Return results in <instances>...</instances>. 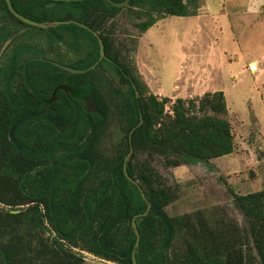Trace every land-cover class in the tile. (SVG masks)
<instances>
[{
	"label": "trees",
	"instance_id": "obj_1",
	"mask_svg": "<svg viewBox=\"0 0 264 264\" xmlns=\"http://www.w3.org/2000/svg\"><path fill=\"white\" fill-rule=\"evenodd\" d=\"M159 1L165 9L145 26L144 32L165 16L197 15V9L190 12L182 1L178 4L171 3L172 0ZM10 3L19 15L48 28L25 24L12 14L7 1L2 0L0 12L16 25L45 32L63 43L69 38L80 46L75 48L77 52H86V56L66 65L85 71L81 74L64 71L53 64L65 66L62 62L37 54L22 60L23 48L13 50L7 65L0 67V141L9 138L0 158V192L12 190L18 205L31 204L33 198H44L50 223L61 239L71 241L75 238L73 231H68V215L82 216L87 221L83 231L98 227L100 250L124 263L134 264L135 257L136 264H208L196 251L201 241L195 235L191 242L196 243V248L192 252L189 249L186 259H169L176 235L175 225L149 191L150 181L135 174L134 162L141 155L149 161L161 156L170 165H210L212 159L233 153L232 128L218 116L227 111L224 93L218 91L191 100L178 98L173 103L172 113H166V104L171 100L154 95L145 97L140 82L127 64L113 55L107 45L104 47L106 58L101 59L98 39L82 27L86 25L98 32L87 24L91 16L114 15L124 7L117 8L106 0L70 3L10 0ZM57 21L77 23L58 25ZM59 29L66 30L67 34L58 33ZM6 40L7 37L0 34V45ZM103 63L110 65L126 86L123 108L131 141L128 140L127 154L114 164L102 162L95 156L79 155L82 148L77 143L81 139L89 140L107 120L105 111L88 113L85 106L90 97L97 109L100 107L87 76L92 66ZM20 78L21 83L15 86ZM75 92L81 95L76 96ZM32 100L35 101L34 110ZM36 129L43 130L47 140L39 148L34 145ZM85 129L88 130L86 134ZM57 153H63L64 157L56 160ZM42 165L37 175H41L44 182L33 188L37 175L29 172ZM124 168L138 183L145 200L139 188L129 182ZM88 170H106L108 174L85 198L88 181L85 172ZM66 171L68 177L62 174ZM110 189L113 193H108ZM231 195L235 207L249 221L251 237L261 256L260 264H264V190L248 195L231 191ZM110 209L114 210L112 214L107 212ZM43 226L44 215L38 207L29 206L17 216L0 215L1 264H79L76 255L61 242H40V245L32 242V236ZM213 232L211 246L221 248L227 231Z\"/></svg>",
	"mask_w": 264,
	"mask_h": 264
},
{
	"label": "rangeland",
	"instance_id": "obj_2",
	"mask_svg": "<svg viewBox=\"0 0 264 264\" xmlns=\"http://www.w3.org/2000/svg\"><path fill=\"white\" fill-rule=\"evenodd\" d=\"M179 1L190 12L197 9L196 16L201 15L198 24L190 17L165 16L148 33L144 32L145 26L165 9L159 0H132L119 13L93 15L87 24L98 30L104 47L107 45L113 55L127 64L145 97L154 95L171 100L166 104V113H172L178 98L191 100L218 91L224 93L227 111L218 116L232 128L233 153L212 159L210 165H170L161 156L149 161L141 155L134 162L135 174L150 181L149 191L175 225L169 259H186L196 248V243L191 242L195 235L201 241L196 251L208 264H260L261 256L251 237L249 221L233 204L231 191L248 195L264 190V8L249 9L244 4L222 0L207 7L202 0L171 3ZM207 11L226 13L232 36L225 30L220 35L219 27L209 24ZM57 32L67 34L63 29ZM0 34L7 37L0 45V67L7 65L16 48L24 49L22 60L37 54L65 66L86 56V52H77L75 48L80 46L69 38L63 43L45 32L16 25L4 12H0ZM88 73L87 80L93 84L100 106L95 108L97 112L105 111L107 120L89 140L77 142L82 148L79 155L95 156L114 164L129 149V127L123 108L126 86L108 64H97ZM19 83L21 78L15 86ZM35 108L32 100V110ZM42 131L34 132V145L38 148L47 143ZM87 132L85 129L84 133ZM8 142L9 138L0 141V158ZM55 157L60 160L64 154L57 153ZM43 166L29 173L35 176ZM62 174L68 177V171ZM85 174L88 181L84 197L87 198L90 189L105 179L108 172L88 170ZM43 182V177L37 175L33 188ZM108 193H113V189ZM29 206L38 207L44 215V226L32 236L34 244L61 242L76 255L79 264H129L100 250L99 228L83 231L87 221L82 216L68 215V231H73L75 238L61 239L50 223L44 198L18 205L12 190L0 192V215H21ZM107 212L112 214L114 210ZM224 229L225 242L221 248L212 247L213 231ZM123 231L124 228L120 232Z\"/></svg>",
	"mask_w": 264,
	"mask_h": 264
},
{
	"label": "water",
	"instance_id": "obj_3",
	"mask_svg": "<svg viewBox=\"0 0 264 264\" xmlns=\"http://www.w3.org/2000/svg\"><path fill=\"white\" fill-rule=\"evenodd\" d=\"M7 1V4H8V7L10 9V11L12 12V14L18 18L19 20H21L22 22H24L25 24H28L30 26H35V27H42V28H48L47 25H44V24H39L35 21H32L30 19H27L21 15H19L18 13L15 12V10L13 9L11 3H10V0H6ZM52 1H56V2H66V3H70V2H81V1H86V0H52ZM108 1L109 3H111L113 6L117 7V8H123L125 6H127L130 2V0H125L124 2H114L113 0H106ZM71 23H77L76 21H57V24L58 25H69ZM82 27L86 30H88L89 32H91L97 39H98V42H99V47H100V58L103 59V58H106L105 56V53H104V43L102 42V40L100 39V37L98 36V34L92 30L90 27L86 26V25H82ZM55 66L57 67H60L61 69H63L64 71H67V72H70V73H84L85 71H82V70H75V69H72V68H69V67H66V66H62V65H59L58 63H53ZM94 66H92L90 69L94 68ZM85 106H86V110L88 113H93V112H97L96 108H95V104H94V101L93 99L91 98H87L86 101H85ZM54 112V111H52ZM130 141H131V134H130ZM132 152V151H131ZM125 169V175L126 177L128 178L129 182L136 185L139 190L141 191V193L143 194L141 188L138 186V183L132 178L129 176V174L126 172V168ZM143 198L144 200L146 199V197L144 196L143 194ZM150 209V206L148 207V211ZM147 211V213H148ZM147 213H145L144 215H146ZM134 228H135V224H133ZM139 239V237H138ZM133 263L136 264V261H135V257H133Z\"/></svg>",
	"mask_w": 264,
	"mask_h": 264
},
{
	"label": "crops",
	"instance_id": "obj_4",
	"mask_svg": "<svg viewBox=\"0 0 264 264\" xmlns=\"http://www.w3.org/2000/svg\"><path fill=\"white\" fill-rule=\"evenodd\" d=\"M202 1L204 2V4H206V7L210 3L220 2V0H202ZM222 1L238 2V3L244 4V6H246L249 9L252 7L255 9L264 8V0H222ZM254 13H258V12H253V14ZM205 16L208 19V22L211 26L214 25V26L219 27L218 31H219L220 35H223V30H225L227 32L229 31V34L232 36V32H230V31H232V28H231V25L229 23L228 16L226 15V13H223V12L222 13H212V12L207 11V14ZM190 18H193L196 21L195 23H197V24H198V21H201V20H198V19H201V15L193 16ZM159 22H161V21H158L156 23V25H154V26H157ZM197 24H196V26H197ZM154 26H153V28H154ZM196 26H195V30H197ZM148 31L146 33H148ZM146 33H144V35H146Z\"/></svg>",
	"mask_w": 264,
	"mask_h": 264
}]
</instances>
